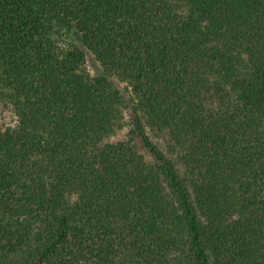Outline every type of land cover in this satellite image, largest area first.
<instances>
[{"label":"trees","instance_id":"1","mask_svg":"<svg viewBox=\"0 0 264 264\" xmlns=\"http://www.w3.org/2000/svg\"><path fill=\"white\" fill-rule=\"evenodd\" d=\"M0 95V264H264V0H0Z\"/></svg>","mask_w":264,"mask_h":264},{"label":"rangeland","instance_id":"2","mask_svg":"<svg viewBox=\"0 0 264 264\" xmlns=\"http://www.w3.org/2000/svg\"><path fill=\"white\" fill-rule=\"evenodd\" d=\"M86 53H87V67L90 70V72L93 75H98L102 73L103 71V66L101 63L97 60L95 55L85 48ZM116 80V83L118 87L126 92L125 87L126 84L121 83L119 80ZM131 119L129 114H126V122L127 125L117 133V135L113 136L111 141H120V140H125L129 139L130 137V130H131ZM17 116L12 108V106L7 103V100L0 95V128L1 129H7L9 127H15L17 125ZM154 140L158 143H161L163 140L161 138H158L157 136H154ZM143 153L147 154L146 151L142 150Z\"/></svg>","mask_w":264,"mask_h":264}]
</instances>
